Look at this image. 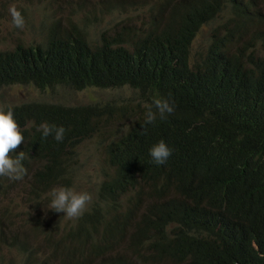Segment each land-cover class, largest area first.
Instances as JSON below:
<instances>
[{"label": "trees", "instance_id": "trees-1", "mask_svg": "<svg viewBox=\"0 0 264 264\" xmlns=\"http://www.w3.org/2000/svg\"><path fill=\"white\" fill-rule=\"evenodd\" d=\"M126 3L133 1L119 2L121 7ZM220 4V0H208L186 14L205 11L211 17L210 9ZM230 12L225 32L211 36L191 60L174 36L176 18L172 15L142 30L149 51L147 62L123 65L112 61L107 68L109 73L132 70L151 89H163L154 101L167 100L174 107L163 119L156 115L153 123L127 127L106 147L109 167L100 170L93 203L108 215L101 235L102 254L122 242L121 252L109 255L107 264H250L235 258L251 248V241L260 250L258 264H264V16L251 18L244 0H233ZM69 62L70 47L60 43L49 28L41 45L18 44L0 51V89L14 85L42 89ZM9 108L24 136L23 154L31 157L39 149L57 162H67L72 172L81 159L77 146L109 119L108 115L95 121L77 117L59 124L39 101ZM42 123L63 126V140L45 138L37 131ZM160 141L172 150L162 165L149 154ZM179 173H188L191 181L185 200L160 201V188L153 184L145 193L146 204L138 214L143 223L140 230L159 240L147 242L128 219L142 198L133 190L126 193L127 188L146 179L169 185ZM223 176L231 211L238 220L229 235H225L230 228L213 195Z\"/></svg>", "mask_w": 264, "mask_h": 264}, {"label": "clouds", "instance_id": "clouds-1", "mask_svg": "<svg viewBox=\"0 0 264 264\" xmlns=\"http://www.w3.org/2000/svg\"><path fill=\"white\" fill-rule=\"evenodd\" d=\"M89 1L92 8L101 9L104 5L108 13L115 11L119 13L118 20L112 19L113 21L105 29V32L96 33L93 42L89 40L87 30L83 24H80L81 20L78 17L62 24L57 18H49L41 22L45 30L42 41L35 44L17 42L11 48H4L12 49L18 44L24 47L41 45L45 41L47 30L51 28L58 41L70 47V62L54 75L42 89L32 85H14L0 89V100H2L0 104L1 264H54L53 260L55 259L59 264H82L88 258H94V264H107L108 256L115 252H121L122 247L121 245L113 251L114 246L119 243L117 242L109 251L102 254L101 235L108 221V215L98 206H93L97 200V191L74 189L72 179L77 174V167L72 172L67 168V162H57L51 154L39 149L31 157H26L23 154L20 148L24 143V136L9 107L29 101L19 103L7 101L3 98V91L15 86L34 88L37 92H45L56 87L72 91L114 90L116 92L105 100H91L86 103L30 100L45 104L49 108L53 120L59 124L70 123L77 117L80 120L95 121L108 115V121L99 125L91 134L99 132L103 127H109L111 134L121 131L117 137L110 139V142L118 138L127 127L139 128L144 121L153 123L156 115H160L162 119L165 118V114H171L174 107L167 100L154 101V95L163 89H151L140 76L129 69L109 73L107 71L109 64L112 61L123 65H138L147 62L149 51L142 30L150 22L164 23L172 15L176 18L174 36L188 50V57L191 60L196 51L191 52L192 44L199 29L217 18L218 23L211 29L209 38L222 35L225 32L226 19L231 13L230 10L233 9V0H220L221 4L218 9H210L211 17H208V13L205 11H198L192 16H187L186 13L191 8H197L208 0H132L133 3H126L123 7L119 4L120 0ZM244 1L247 2V11L251 18L264 16V0ZM52 4L59 5L60 1L52 0ZM10 14L12 28H23L22 14L14 7L10 8ZM196 26L198 27L192 35L191 30ZM4 49H0V51ZM124 89L128 91L127 94L117 92ZM37 131H42L45 138L53 136L58 142L63 140L65 134L63 126L57 127L47 123L40 124ZM90 136L85 140H88ZM109 142L102 148L105 167H109L106 157V147ZM15 151L18 155L14 158L11 153ZM149 154L155 163L162 165L171 156L172 150L165 142L160 141L150 149ZM20 183L25 191L37 199L28 205L29 208L37 214L39 212L37 205L40 201L46 208L47 218L42 222L48 218L56 217L64 223L63 228L52 233H44L49 251H42L39 248L40 244L29 235L25 225L26 221L32 218L29 210L19 211L23 216L20 224H15L12 221L11 208L4 199ZM151 184L160 188V201L163 199L183 201L189 194L191 181L188 173H179L169 185H164L155 179H146L127 188L126 193L133 190L142 198L140 204L132 209L131 213H128L132 228L141 232L147 242H159L153 234L143 233L140 230L143 223L138 217L146 204L144 197ZM140 188L143 190H139ZM227 190L228 182L223 176L220 186L213 192V195L226 225L230 228L225 235H229L232 228L238 227V220L232 213L227 199ZM164 211L167 210L162 208V212ZM216 241H218L217 238ZM6 246L12 247L18 252L17 260L5 258L3 248ZM260 255L259 249L258 255H256L255 251L250 248L235 260L247 259L250 264H258Z\"/></svg>", "mask_w": 264, "mask_h": 264}, {"label": "rangeland", "instance_id": "rangeland-1", "mask_svg": "<svg viewBox=\"0 0 264 264\" xmlns=\"http://www.w3.org/2000/svg\"><path fill=\"white\" fill-rule=\"evenodd\" d=\"M59 5L52 4V0H2L0 1V49L11 48L17 42L24 44H35L42 41L45 30L41 22L46 19L57 18L60 23H66L68 20L78 17L87 30L88 38L94 41L95 34L104 31L113 21L119 17L117 11L108 13L104 5L101 9L92 8L89 0H59ZM261 1V0H259ZM15 8L24 18L23 28H12L10 20V8ZM218 23L217 18L209 21L199 29L191 48L193 53L204 47L210 36L211 29ZM114 90H98L86 89L82 91H72L66 88L56 87L45 92H37L34 88L25 86H15L3 91V98L7 101L19 103L22 101H30L33 99L46 100L51 102L62 103H86L91 100H105L114 94ZM127 94V90H119ZM5 110V109H4ZM109 127H103L99 132L91 134L88 140L83 141L79 146L81 152L80 161L77 166V174L72 179V184L76 190L97 191V181L99 179L100 170L104 166L103 163V147L110 139L117 137V134H111ZM20 183L8 194L4 201L11 208L12 221L20 224L22 215L20 210H29L32 218L27 220L25 225L28 228L31 238L40 244L42 251L47 249L48 242L45 240L44 233H52L64 227V223L59 218H47L45 207L40 201L38 203L39 212L36 214L33 209L29 208L30 203L37 199L23 189ZM121 242L114 246L113 251L121 246ZM251 249L258 255V248L254 241L250 242ZM3 253L6 259H18V252L12 247H4ZM105 258V257H104ZM149 258V256L147 257ZM99 259V258H98ZM103 261L105 259H102ZM94 258L86 259L82 264H94ZM54 264H59L55 259Z\"/></svg>", "mask_w": 264, "mask_h": 264}]
</instances>
